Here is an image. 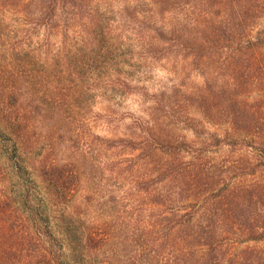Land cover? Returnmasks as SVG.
Instances as JSON below:
<instances>
[{"label": "rangeland", "instance_id": "rangeland-1", "mask_svg": "<svg viewBox=\"0 0 264 264\" xmlns=\"http://www.w3.org/2000/svg\"><path fill=\"white\" fill-rule=\"evenodd\" d=\"M62 1L0 0V264H188L173 170L202 153L227 184L264 179L260 140L211 145L229 125L198 102L227 80L230 38L200 47L227 0Z\"/></svg>", "mask_w": 264, "mask_h": 264}, {"label": "trees", "instance_id": "trees-1", "mask_svg": "<svg viewBox=\"0 0 264 264\" xmlns=\"http://www.w3.org/2000/svg\"><path fill=\"white\" fill-rule=\"evenodd\" d=\"M210 1L213 8L217 0ZM58 2L50 0L52 5ZM222 8L216 9V13L226 14L223 21L210 19L207 22L217 35L200 47L206 53L210 48L225 46L220 41H227V36L230 38L232 44L226 47L229 53L224 73L227 80L219 85L206 84L207 94L199 97L198 102L201 110L208 113L207 116H214L215 121L226 117L229 131L213 133L209 141L218 146L224 141L222 138L227 139V143L230 136H248L254 141L260 140L263 150L264 127L260 126V119L264 114V22L250 35L249 20L252 15H264V0H227ZM206 9L210 7L206 5ZM235 31L243 33L238 38ZM184 144L180 142L177 146L179 156ZM204 155L195 153L185 169L173 170L181 194L191 191L190 197L181 202L195 209L188 220L181 219L174 225L179 240L193 249L187 259V246L182 245L181 254L188 264H264V179L249 182L246 177L236 175L237 179L227 184L219 177L229 170L221 171L217 163H206ZM44 173L56 180L64 174L57 167Z\"/></svg>", "mask_w": 264, "mask_h": 264}]
</instances>
